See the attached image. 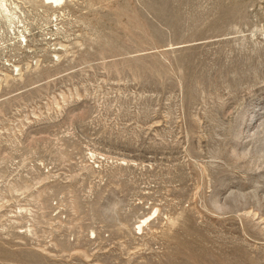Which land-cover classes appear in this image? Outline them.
Segmentation results:
<instances>
[{
	"label": "rangeland",
	"instance_id": "obj_1",
	"mask_svg": "<svg viewBox=\"0 0 264 264\" xmlns=\"http://www.w3.org/2000/svg\"><path fill=\"white\" fill-rule=\"evenodd\" d=\"M5 4L0 264H264V0Z\"/></svg>",
	"mask_w": 264,
	"mask_h": 264
},
{
	"label": "bare ground",
	"instance_id": "obj_2",
	"mask_svg": "<svg viewBox=\"0 0 264 264\" xmlns=\"http://www.w3.org/2000/svg\"><path fill=\"white\" fill-rule=\"evenodd\" d=\"M49 3H55L56 5H58L62 0H47ZM64 1V0H63ZM0 7L5 10V11H8V8L6 7V4H5V0H0ZM145 219L143 220V223H144ZM138 229H140V225L138 226Z\"/></svg>",
	"mask_w": 264,
	"mask_h": 264
}]
</instances>
